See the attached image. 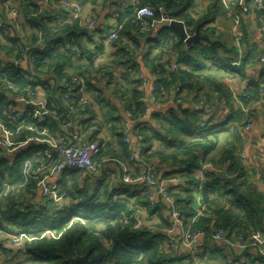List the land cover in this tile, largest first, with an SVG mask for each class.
Here are the masks:
<instances>
[{
  "label": "trees",
  "instance_id": "trees-1",
  "mask_svg": "<svg viewBox=\"0 0 264 264\" xmlns=\"http://www.w3.org/2000/svg\"><path fill=\"white\" fill-rule=\"evenodd\" d=\"M36 1L19 0L18 6H11L19 13L21 27H24V18L31 28L33 33L30 40L20 39L10 26L0 29V41L5 44L0 49L8 52L6 57L13 61L24 60L28 65L22 70L14 62L3 66L0 62V123L13 134V143L24 144L32 137L41 140L56 139L72 133L76 119L81 120L79 116L81 118L84 115L89 116L90 121H97L100 130L104 129L101 126H104V121L99 118L101 115L93 112L94 106H85L84 111L78 106L80 96L75 86L70 85L73 89L70 98H65L67 91L61 83H71L72 75L87 76V81L90 82L87 87L98 93L95 104L101 109L100 113H107L106 118L110 122L107 123V128L111 133L109 138L116 143L112 147L105 139H99L98 134H93L90 139L101 146L97 162L101 164L104 160L116 159L134 168V164L128 162V149L122 142L121 133L129 115L130 120L136 122L135 133L132 135L137 140L140 138L137 144L141 160L147 165L156 166L165 180L174 177L179 181L183 180V184L177 188L183 190L184 199L173 195L174 208L182 222L189 225L196 214L193 199L198 182L194 176L202 165L209 163L216 171L205 174L202 198L205 214L192 228L204 231L207 241L214 230L228 228L235 235L241 234L248 244L251 236L262 227L264 193L258 191L252 181L257 180L251 178V170L240 159L241 139L235 134V129L245 123L247 117L242 108L254 106L259 99V84L264 81L250 84L243 91L240 95L242 108L235 103L232 94L228 98V94L222 90L220 80L227 74L226 70L235 67L232 64L236 62L234 58L237 60L238 53L234 46H226L217 30L210 27L217 16L225 17L229 13L220 0H215L202 15L191 14L193 0L138 2L139 7L149 6L153 10L154 18L149 21H161L165 15L168 20L183 23L188 36H193L198 31L202 39L199 43L186 45L171 29L165 27L158 33L154 40L159 48L158 56L153 61L148 56L143 58L156 77V99L158 103H165L169 91L178 87L184 100L191 99L193 103L185 101L184 108L158 110L150 116V123H139L145 111L141 100L145 94L140 89V83L127 73L128 69L139 72L135 63L139 49L138 37L146 35L140 32L133 10L130 8L132 16L128 19H119L117 39L109 43L117 64L122 67L117 75L106 65L97 63L81 47L79 41L86 36L85 31L53 20L54 11L41 10ZM249 1L253 4V0ZM239 22L245 34L246 26L242 19ZM240 36L243 44V35ZM39 38L44 40V44L39 45ZM66 45L83 50V57L72 53ZM8 46L12 48L9 49ZM165 57L174 59L172 61L176 69L162 63ZM155 61H159L158 64ZM22 75L28 76L32 81L25 80ZM8 85H12L15 91L7 90ZM101 85L102 89L111 91L124 115H119L116 105L104 96L105 90L100 89ZM35 86L48 91L47 112L41 119L33 118L38 110L36 107L26 104L22 106L17 100L21 95L27 98ZM215 93L217 96H214ZM72 105L74 114L69 112ZM20 106L22 110H19ZM221 107L228 111L226 118L233 119V122H229V128L223 132L218 129L227 124H219L213 116ZM212 108H215L213 115L209 117L205 127H202L204 111ZM241 116L244 117L240 120ZM82 122L87 124L88 120ZM31 143L29 148L22 149L15 155L12 161L0 152V190L7 179L19 172L21 177L22 164L29 160L25 158L29 157L30 148L37 154L49 148L41 142ZM138 169L136 168V172ZM78 173L64 172L57 184L64 199L77 201L70 207L47 201L46 207L35 210L31 203H26L27 200H22L25 202L23 204L19 198L21 194L36 190V181L33 180L0 200V230L4 229L5 222L31 238L25 244L29 263L79 264L76 259L84 256L93 264L182 263V259H179L182 255L166 249V237L160 232L170 224L169 217L161 222L160 210L164 207L161 201L154 208L147 207L148 218H157L160 224L151 223L146 228L135 231L130 222L127 225L123 223L129 216L127 206L135 197V192L120 179L116 182H100L94 189L87 186L81 188L76 180ZM228 177L235 178L239 185L238 191H232L225 182ZM20 183L21 180L10 181L14 186ZM140 199L138 197L137 202ZM144 205L146 206L145 203ZM155 214L158 216L155 217ZM257 260L259 264H264L263 259Z\"/></svg>",
  "mask_w": 264,
  "mask_h": 264
},
{
  "label": "built area",
  "instance_id": "built-area-1",
  "mask_svg": "<svg viewBox=\"0 0 264 264\" xmlns=\"http://www.w3.org/2000/svg\"><path fill=\"white\" fill-rule=\"evenodd\" d=\"M6 4H9V0H5ZM37 5L40 6L41 10L54 11L53 20L57 22L65 23L69 26H76L79 30L85 32H92L98 30V24L96 19L86 16L83 13V0H37ZM254 9L259 14L263 25L260 32L264 34V3L262 0H253ZM131 9L135 14V22L139 25V30L143 34H146L150 30L149 19L154 18V12L149 6L139 7L137 3L131 4ZM6 18L10 22H15L19 18V13L11 6H7L5 9ZM163 20L169 26L170 20L163 16ZM5 24L0 22V29H3ZM234 26L237 28L238 23L235 22ZM105 26L103 29H106ZM234 32V40L237 47H239L241 42V36L236 31ZM117 27L115 30L109 32L106 35V41L108 43L117 39ZM39 45L44 44V40L39 38ZM66 48L70 49L72 53L77 54L78 57L82 58L83 50L78 47H70L66 45ZM98 48L97 41L92 44L91 49L96 50ZM93 58H95L93 56ZM131 61V59H128ZM264 63V59H261ZM33 63V61H32ZM162 63H166L171 66L172 69H176V65L173 61H170L169 57H165ZM239 62H234L232 65L237 66ZM130 66V64H129ZM127 73L134 76V79L140 83V89L145 94V89L148 87V79L139 71L136 72L133 69H128ZM25 80L32 81L28 76L22 75ZM87 76H71V83L62 82V87L67 91L65 98H70V92L73 90L70 85L77 88V94L80 96L78 99V106L84 111L85 106H94L95 99L98 93L94 90H90L87 87ZM7 90L15 91L12 85L7 86ZM154 85L151 86V91L143 96L141 99L145 105V111L139 123L148 122V119L152 115L151 106L155 105L158 108H164L171 104L175 107L183 106L185 101H193L191 99L184 100L179 88L175 90H170L166 95L167 101L165 103H158L156 96L154 94ZM38 93L42 96V101L39 105H34L33 100L37 97ZM259 99L254 104L252 108H242L240 96H235L234 101L237 105L242 108V111L246 115L247 119L245 123L238 126L235 129V134L243 139L245 132L250 128V123L255 112L264 104V82L259 84L258 87ZM217 96V93L214 94ZM48 91L44 90L40 86H35L34 90L30 92L25 98L24 96H18L17 100L19 102H25L26 105H32L38 110L33 115L34 119H41L46 111L47 106ZM201 105L203 103L200 102ZM70 114L75 113L73 105L69 109ZM210 109H206L202 116V127H205L207 120L210 116ZM84 118V119H83ZM81 120H88L85 124V128L81 127L77 131L68 133L66 135L60 136L56 139H38L32 137L30 141H38L46 144L49 148L45 150L41 155L48 158L49 161L45 164L36 163L32 160H25L22 164L21 170V183L18 186L10 184V181H5L2 184L0 190V200L6 198L10 192L19 191L30 181H36V189H41L42 195L45 198L53 200L54 203L61 204L64 200L63 194H60L57 184H47L46 182L52 178H59L66 171H77L89 176H96L101 172H104L105 177L111 182H116L119 179L124 185H127L135 192V197L131 199L127 206L128 218L123 221L125 225H132V229L135 231H140L143 228L153 224H160L157 218L149 219L146 215V208H154L159 201L170 207L169 219L171 222L170 228L163 231L166 237L165 246L169 252H178L186 258L185 264H199V254L194 251V245L196 241L200 238H205L207 235L204 231L192 228V225L205 214V208L203 205V189L205 183V174L208 172H215L216 169L209 163L204 164L197 171L198 185L195 191V198L197 204V211L195 216L192 218L189 225H185L179 217L178 212L174 208V200L169 190L168 185H176L179 183V179L174 177L168 180L162 178L160 170L153 165H147L141 160L140 147L136 140L135 143H131V134L134 132V126L136 122L130 120V116L127 115L125 124L122 128L123 144L126 145L128 149V162L134 164V168L130 165L116 159H107L104 161L106 168L101 170V166L97 162V158L101 152V146L97 141H93L91 136L93 134L101 135L102 131L99 129V124L97 121H90L89 116H81ZM7 137L0 141V146L6 148L9 152L18 151L22 148L23 144H15L11 140L13 134L9 131L6 133ZM97 135V136H98ZM112 147L116 146L115 140L109 138L107 140ZM240 159L245 163L244 154L240 155ZM136 168H139L136 172ZM251 170V178L257 181L264 180V174L254 169ZM138 197H141L142 201L146 206H139L137 204ZM158 215L155 214V217ZM155 225V226H156ZM4 229L0 230V236L5 240L9 241L12 248L17 250L22 264L29 263V256L25 252V244L31 241V238L24 233H20L14 229L12 225H4ZM262 228L264 229V217L262 219ZM47 234H50L47 232ZM210 240L213 243L222 242L227 246H236L239 249H245L247 247L253 248L256 251L258 258L264 260V244L261 243L256 235H252L249 243H245L243 236L235 235L230 229H217L214 230L210 235ZM235 244V245H234Z\"/></svg>",
  "mask_w": 264,
  "mask_h": 264
},
{
  "label": "crops",
  "instance_id": "crops-1",
  "mask_svg": "<svg viewBox=\"0 0 264 264\" xmlns=\"http://www.w3.org/2000/svg\"><path fill=\"white\" fill-rule=\"evenodd\" d=\"M139 1L140 0H83V4H82L83 13L86 16L96 19L98 24V30L92 32L90 31L86 32V36L81 37L79 43L81 47L88 53V55L95 57L94 60H96L97 63L106 65L117 75L122 71V67L117 64L118 62L115 59L114 50L111 47V44H109L106 41V35L118 27L119 19L124 21L128 19L130 16H132L130 6L133 3L138 4ZM214 1L215 0H193V5L191 6L190 9L191 14L202 15L206 13V11H208V9L214 4ZM248 1L249 0H220L221 5L224 6L226 10L229 11V13L225 14V17L217 16L214 19V22L210 25L211 28L213 27L217 30V34L219 35V37L222 36L221 39H224L225 45L228 47L234 46L238 53V58L237 60H235L236 58L235 57L234 61L239 62V64L233 67V69L231 68L226 70L227 74L225 75L224 78L220 80L221 88L225 93L228 94V98L229 95L231 97V94L233 98L235 96H240L243 93V91L247 90L250 84L259 81H264V63L261 62V59H264V34L260 32V29L263 25V21L261 20L259 14H257V12L255 11L252 1L251 2ZM262 1L264 3V0ZM18 3L19 0H9V4H6V2H3L2 0L0 1V22L5 24V26L7 25L12 27V29L16 31L15 33L20 39L30 40V37L33 32L31 31V28L24 21V18L22 19V23L24 24L23 28L21 27L20 25L21 22L19 20H17L18 22L17 21L10 22L6 18L5 9L7 8V6L9 5L16 7L18 6ZM240 19L243 20L246 26L247 31L245 34H244L245 31H243L242 27L240 26V22H239ZM235 22L238 23L237 28L234 26ZM149 24H150L149 32L146 33V35H142L141 38L138 37L139 49L137 55L135 56V63L137 69L148 79L149 88L145 89V94L151 91V86L154 85L156 81V77L155 74L152 73L153 71H151L147 63L143 61V58H145V56H148L149 60L152 61L155 60V58L159 54V48L156 47L154 40L157 39L159 35L158 33L161 30H163V28L165 27L168 28L166 26L167 23L163 20V18L161 21H156V22L149 21ZM105 26L107 28L103 29ZM235 28L238 33L243 35L244 42L239 47H237L234 40ZM187 37H192V36L187 35ZM72 39H74V37H72ZM96 41L98 43V48L96 50H92L91 46ZM4 45L5 44L3 43V41L2 42L0 41V47L1 46L3 47ZM10 48L12 47L10 46L9 49ZM6 55H9L8 52L6 50L0 49V62L2 66L4 64L14 62V64L19 69L25 70L28 67L27 63L24 62V60L13 61V59H8ZM172 60L174 59L170 58V61ZM155 62L156 64H158L159 61L158 62L155 61ZM214 67L216 68L215 65ZM217 67H220V65H218ZM236 67H240V68L236 69ZM100 89H102V85ZM102 90L104 91L105 89ZM110 92L111 91L105 90L104 96L114 105H116L119 115L121 116L124 115L120 105L114 100ZM41 101H42V96L40 93H38L37 97L33 100V103L34 105H39ZM20 103L22 106L23 104H25V102H20ZM171 107H175V106L169 104L164 108H158L157 106L153 105L151 106V112H152L151 114L155 113L158 110L160 111L167 110ZM19 110H22L21 106L19 107ZM100 110L101 109L99 108V106L95 105L93 112L97 113L98 115H101L99 116V118L103 119L104 121V126L101 125L104 128L101 129L102 134L98 135L97 137L99 139L102 138L107 141L109 140L111 134L109 129L107 128V123L110 122H108L106 118L107 113L103 114V111L100 113ZM214 111L215 108H212L210 110L209 112L210 116L213 115ZM226 115H228V111L226 110V108L223 107L220 108L219 112H217L216 114L214 113L213 115L215 121L218 122L219 124L220 123L227 124L222 128L218 129L221 132L225 131L224 129L229 128V122H233V119L230 118L227 119ZM242 117L244 116H241L240 120L242 119ZM79 119H81L80 116ZM148 122L150 123L151 121L148 119ZM83 125L85 124H83L82 120L76 119L74 131H77L78 129L83 127ZM7 131L8 130H6V128L0 123V141L7 137L6 135ZM130 138H131V143L136 142L132 134ZM31 142L32 141L24 143L21 149L29 148L32 144ZM240 144L241 146H240L239 154L240 155L244 154L246 161L244 165L246 167H250V168L253 167L258 171L264 172V104L253 115L250 123V128L248 129V131L245 132V136L243 139H241ZM28 151L30 152V155L25 159H30L32 161H35L36 163L38 162L42 164H45L49 161L48 158L41 155L42 153L37 154V152L34 151V149L30 148ZM0 152L3 156H7L8 159L12 161L14 159V156L17 155L20 152V150L9 152L6 148L0 146ZM104 161L100 162L101 164H99L101 166V170H103V168H106ZM194 177L197 180V173L195 174ZM228 178H232V177H228ZM7 180L19 182L21 180L20 172L11 179H7ZM60 180H61V176L59 178H52L48 180L46 183L58 184ZM76 180L81 188L87 186L88 188L90 187L91 189H94V186L96 184L100 182L105 183V181H107L108 179L105 177L104 172H101L96 176H89L83 173H78ZM252 181L256 184L258 191L264 193V182L255 181V180ZM182 184H183V180H180L178 185L177 184L168 185L172 196L179 195L181 199H184L185 196L183 194V190L177 188V186H181ZM19 198L21 201L27 200L26 203H31V206H33L35 210L46 207V205L48 204L47 201L53 202V200L45 198L42 195L41 189L39 190L36 189L33 192H29V193L23 192ZM75 202L77 201L72 202V200L66 198L63 200L61 204L57 203V205L63 207L65 206L70 207ZM23 204H25V202H23ZM137 204L139 206L145 207L142 199H140V202H137ZM163 205L164 207L160 210L161 222L162 220L165 221L169 217L168 212H170V207L164 203ZM193 207L196 211L197 210L196 198L193 201ZM148 213H149L148 209L146 208L147 217H148ZM169 223H170L169 227L167 225L166 228L160 231L162 232V234L163 231L170 228L171 222ZM4 225L7 224L4 222L3 226ZM253 235H256V238L261 243L264 244V229L262 227L259 230H257ZM194 251H196L199 254L200 257L199 264H259V261L257 260L258 256L256 254V251L250 247L246 249H239L236 246H227L222 242L213 243L211 241H207L205 238H200L196 241L194 245ZM17 254H18L17 250L11 247L9 241L5 240L0 236V264H22L19 257L16 256ZM179 259H182L181 264H185L186 258H184L183 255ZM26 264H31V263H26Z\"/></svg>",
  "mask_w": 264,
  "mask_h": 264
},
{
  "label": "water",
  "instance_id": "water-1",
  "mask_svg": "<svg viewBox=\"0 0 264 264\" xmlns=\"http://www.w3.org/2000/svg\"><path fill=\"white\" fill-rule=\"evenodd\" d=\"M168 29L173 30L177 34L178 38L181 41L185 42L186 45L199 43L202 40L198 32H196L195 35L192 37H187L185 30H184V25L180 22L170 21ZM171 108L172 109H181L184 107L177 106V107H171ZM19 150L21 151L22 149H19ZM225 182L230 185V188L232 191H238L239 186L236 184L235 178H233V177L232 178H225ZM76 262L79 264H93V262L88 260L86 256L77 258Z\"/></svg>",
  "mask_w": 264,
  "mask_h": 264
},
{
  "label": "rangeland",
  "instance_id": "rangeland-1",
  "mask_svg": "<svg viewBox=\"0 0 264 264\" xmlns=\"http://www.w3.org/2000/svg\"><path fill=\"white\" fill-rule=\"evenodd\" d=\"M195 199V198H194ZM194 199H193V201H194Z\"/></svg>",
  "mask_w": 264,
  "mask_h": 264
}]
</instances>
